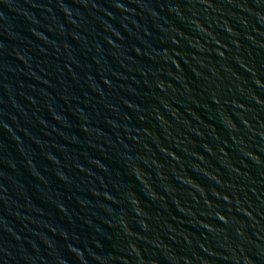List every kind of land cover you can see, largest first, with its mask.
Masks as SVG:
<instances>
[{
    "label": "water",
    "instance_id": "water-1",
    "mask_svg": "<svg viewBox=\"0 0 264 264\" xmlns=\"http://www.w3.org/2000/svg\"><path fill=\"white\" fill-rule=\"evenodd\" d=\"M0 264H264V0H0Z\"/></svg>",
    "mask_w": 264,
    "mask_h": 264
}]
</instances>
